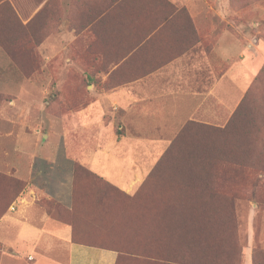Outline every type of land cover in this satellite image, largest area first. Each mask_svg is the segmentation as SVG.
<instances>
[{
    "label": "crops",
    "instance_id": "obj_1",
    "mask_svg": "<svg viewBox=\"0 0 264 264\" xmlns=\"http://www.w3.org/2000/svg\"><path fill=\"white\" fill-rule=\"evenodd\" d=\"M183 8L194 18L206 5L0 0V92H17L15 114L3 120L12 129L0 138L11 140V165L26 184L0 219L1 264L213 263L200 253L194 223L187 243L178 238L176 220L196 217L181 203L197 198L150 176L189 122L227 117L230 68L239 80L232 91L243 92L246 62L237 55L230 63L235 47L223 39L208 47ZM73 90L85 93L76 101L82 109L69 113ZM49 92L61 115L35 118L38 97ZM38 158L54 166H34ZM79 168L86 179L77 180ZM130 250L174 253L155 259ZM241 254L239 264H264L256 210Z\"/></svg>",
    "mask_w": 264,
    "mask_h": 264
},
{
    "label": "rangeland",
    "instance_id": "obj_2",
    "mask_svg": "<svg viewBox=\"0 0 264 264\" xmlns=\"http://www.w3.org/2000/svg\"><path fill=\"white\" fill-rule=\"evenodd\" d=\"M181 1L183 3L189 0ZM193 2L206 5L205 11H194L196 15L194 18L190 15L191 11L187 8L182 9V14L188 15L193 27L197 26L195 34L201 36L206 45L212 46L213 49L222 39L223 42L227 41L229 46L235 47L233 53H229V62L234 63L237 55L246 62L243 85L239 86L243 92L232 91V87H237L236 83L238 85L239 80L236 79L238 70L235 67L230 68L227 117H223V121L216 116L211 122L204 123L198 119L189 122L186 127L189 135L174 142V156L169 157L165 154L157 164L167 157L163 166H169L168 173L190 185L192 189L190 194L198 200L195 204L197 212L195 222L198 242L203 246L200 253H207L213 261L212 264H239L250 214L256 210L260 216H264V0H193ZM0 93L4 95L3 98L0 97V104L2 103L0 132L4 133L12 129L4 124L3 120L8 112L15 114L13 109L16 105L10 103L17 100V92ZM68 93L74 104L64 108L66 112L81 110L82 106L77 105L76 101L79 97L83 99L85 92L80 96L75 90ZM52 95H55L54 92L38 97L37 106L32 109L35 118L47 119L50 115H61V106ZM245 96L238 130L222 132ZM91 99L87 98L86 102ZM43 126L44 123L39 122V127L44 133ZM55 126L59 133L60 124L57 123ZM4 145L8 153L6 155L3 153ZM11 152V140L0 138V215L9 201L25 189L24 183L11 165L15 160ZM32 163V159L26 161L25 166H31ZM34 166L54 165L44 164L38 158ZM41 205L47 207L48 202L42 201ZM12 206L13 204L9 209ZM182 206L183 210H188L185 205ZM133 252L135 253V250ZM159 253L161 258H165L174 252L143 251L140 254L157 259ZM1 255L0 251V264ZM171 256L168 261L172 260Z\"/></svg>",
    "mask_w": 264,
    "mask_h": 264
},
{
    "label": "trees",
    "instance_id": "obj_3",
    "mask_svg": "<svg viewBox=\"0 0 264 264\" xmlns=\"http://www.w3.org/2000/svg\"><path fill=\"white\" fill-rule=\"evenodd\" d=\"M3 96L4 95H2L0 93V97L3 98ZM245 98H246V96L244 97L243 102L239 105V107L237 108L235 113L232 115V117L230 118V120L228 121L226 126L222 129V132H227L228 133V132H230V130L233 132V131H235V129H237L239 127V116H240V113H241V106L245 102ZM0 106L2 107V103L0 104ZM190 123H192V122H190ZM190 123H188V124H190ZM188 124L184 127V129L182 130V132H181V134L179 135L178 138L181 139L184 136H188L189 135L188 132H187V129H186ZM174 152L175 151H174V144H173L172 147L166 153V155H168L169 157H173L174 154H175ZM166 158L167 157H164L163 161L156 165V168L152 172L150 178L151 179H157V180H170V181H173L175 186L172 187V188H174L178 193H180L182 196L191 195L190 194V192H191L190 190H192V189H190V185H188L186 182H182L181 180H179L174 175L169 174L168 173V171L170 170L169 166H163V162H164V160ZM171 160H173V159H171ZM79 166H81V165H79ZM87 174H90L87 170L82 169V168L77 169V172H76L77 180L86 179L87 178V176H86ZM6 180H7V178H6ZM8 180L11 181V179H9V178H8ZM25 186H26V184L24 183V188H25ZM192 187H194V186L192 185ZM22 191H20L19 194L15 198H13L11 201H9L10 205L8 204L7 207L3 210V212L0 215V219L9 210V206H11L19 198V196L22 193ZM103 192L108 194L107 191H102L101 192L102 195H103ZM195 204H196V202H191L190 204L181 203V206H180L179 209H180L181 212H188L189 210H193L194 211V210H196L195 209ZM182 205H185V208L187 207L189 210H187V211L183 210L184 208H182V207H184V206H182ZM196 217H197V212H196ZM196 217L195 218L191 217L190 219L182 217V218H179V220H176L179 223L178 224V228H179L178 238H180L181 242H186V243L188 242L189 237H190L189 236L190 234H189V231H188V226H189V224H191V226H192V224L194 223L195 224L194 226L196 227V222H195ZM133 251L134 250H130L127 253H130L132 255H139V256L141 255L140 253H142L139 250H135V253Z\"/></svg>",
    "mask_w": 264,
    "mask_h": 264
},
{
    "label": "built area",
    "instance_id": "obj_4",
    "mask_svg": "<svg viewBox=\"0 0 264 264\" xmlns=\"http://www.w3.org/2000/svg\"><path fill=\"white\" fill-rule=\"evenodd\" d=\"M11 210H14V207L13 206L11 207Z\"/></svg>",
    "mask_w": 264,
    "mask_h": 264
}]
</instances>
